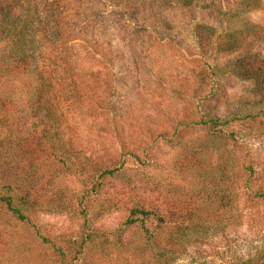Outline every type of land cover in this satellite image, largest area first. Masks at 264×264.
I'll list each match as a JSON object with an SVG mask.
<instances>
[{"label": "rangeland", "instance_id": "1", "mask_svg": "<svg viewBox=\"0 0 264 264\" xmlns=\"http://www.w3.org/2000/svg\"><path fill=\"white\" fill-rule=\"evenodd\" d=\"M220 1L0 0L40 26L24 32L37 71L0 42V196L27 217L0 200V264H264V79L247 69L264 60V0L227 19ZM57 7L84 70L66 162ZM137 206L150 215L127 222ZM169 234H184L172 258Z\"/></svg>", "mask_w": 264, "mask_h": 264}, {"label": "trees", "instance_id": "2", "mask_svg": "<svg viewBox=\"0 0 264 264\" xmlns=\"http://www.w3.org/2000/svg\"><path fill=\"white\" fill-rule=\"evenodd\" d=\"M220 1V0H219ZM182 4H190V0H180ZM213 2V1H212ZM257 2L260 0H223V2H219L221 6H228L226 11L224 12V17L230 18L233 15H238L241 13H245L255 8ZM7 3V2H4ZM0 3V42L3 46L9 45L8 53H10V60L14 64H23L25 66V70L31 69L37 71L38 68V56L40 55L37 51L36 43H35V35H28L26 39L24 37V32L32 30L33 32L38 31L40 27L37 22V18L39 17L34 13V8L30 7H21L19 13H13V7L11 4ZM63 10H58L56 8V157L61 162H66V154L63 148H65V134L68 136L72 134V116L71 113L75 112L74 103L78 100L84 99L82 93L83 77L81 74L76 71V65H73V61L68 58L66 54L62 52V46L60 45L62 40V34L59 30V14L62 13ZM38 16V17H37ZM37 26V27H36ZM69 29V28H68ZM77 35L72 31H66L65 36L70 38V36ZM257 32L251 33V39L254 40L257 37ZM37 49V50H36ZM37 52V53H36ZM9 57V55H7ZM3 56L0 55V61ZM5 59V58H4ZM247 69L252 72V74L258 73L263 75L264 79V60L260 59L257 63L250 64L248 62ZM82 71V70H80ZM86 73V72H85ZM78 74V75H77ZM258 77L256 79L258 80ZM264 85V81H263ZM81 93V94H80ZM72 98V101L69 99ZM216 122V121H213ZM116 170V168L105 169L101 173L111 174ZM0 200L4 201L7 205V208L12 211L15 216L19 219L25 220L27 219L26 215H24L19 207H14L12 205V200L10 197L0 196ZM141 214V218L137 217H129L127 222H135L138 219L144 221L147 218L151 211L145 206H137L131 209L130 214ZM161 222H165L163 217H159ZM184 234H180L179 237H176L175 234H169L166 239L170 241H176L179 244L177 249L171 250L168 256L175 257L179 251L183 249L182 237ZM151 237V236H150ZM155 239V238H154ZM164 255V253H162Z\"/></svg>", "mask_w": 264, "mask_h": 264}]
</instances>
